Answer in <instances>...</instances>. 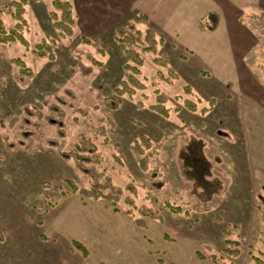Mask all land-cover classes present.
<instances>
[{
    "label": "rangeland",
    "instance_id": "obj_1",
    "mask_svg": "<svg viewBox=\"0 0 264 264\" xmlns=\"http://www.w3.org/2000/svg\"><path fill=\"white\" fill-rule=\"evenodd\" d=\"M16 1L25 43H0V264H264V98L260 105L233 92L231 78L219 82L212 72L224 62L201 50L195 57L151 22L136 25L141 36L122 28L134 41L125 46L143 59L135 75L143 89L119 95L134 64L118 49L116 27L143 14L142 0L110 15L111 29L97 35L76 10L71 34L57 28L53 0ZM11 3L0 0L3 33L18 24ZM243 16L261 35L260 10ZM147 29L155 53L144 50ZM249 59L264 89L262 41ZM157 95L166 116L151 108ZM139 136L151 142L143 155L131 150ZM90 169L123 189L118 211L70 190L65 179L91 187Z\"/></svg>",
    "mask_w": 264,
    "mask_h": 264
},
{
    "label": "crops",
    "instance_id": "obj_2",
    "mask_svg": "<svg viewBox=\"0 0 264 264\" xmlns=\"http://www.w3.org/2000/svg\"><path fill=\"white\" fill-rule=\"evenodd\" d=\"M134 1L70 0L73 10L79 15L78 19L83 18L82 21L85 22L82 28L92 35L111 29L110 26L115 21H108L109 16L119 12L122 14ZM142 3L140 13L146 15L148 23H153L156 31L169 34V37L178 35L182 43L195 49V57L198 50H201L214 60L220 59L224 62L223 70L220 67L211 70L216 80L221 82L226 77L231 78L233 92L247 94L249 99L262 104L264 89L258 84L256 73L248 65V61L260 41L264 44V0H244L236 3L226 0H142ZM242 6H245V10L240 9ZM251 9L255 13L260 10L261 35H258L243 16ZM209 12L218 15V25L214 31H202L199 21ZM88 15H91L90 22L86 20ZM249 16V19L255 18ZM140 24L142 23L136 25ZM244 58L246 61H243Z\"/></svg>",
    "mask_w": 264,
    "mask_h": 264
},
{
    "label": "trees",
    "instance_id": "obj_3",
    "mask_svg": "<svg viewBox=\"0 0 264 264\" xmlns=\"http://www.w3.org/2000/svg\"><path fill=\"white\" fill-rule=\"evenodd\" d=\"M12 6L14 7V19L17 20L18 24L10 30L8 33H3L2 24L0 22V43H13V42H20L22 44L25 43V40L22 36V32L24 29H26L27 24L22 18L23 15V1H16L12 0ZM53 8L56 11H60L62 14V19L55 24L57 28H60L64 30L67 34L72 33V26L75 24V19L73 16V9L70 3V0H53L52 1ZM218 15L215 12H209L206 17L199 23V28L203 31H214L218 25ZM147 24L148 18L143 15L139 14L133 17L132 21L125 22L122 26L116 27V30L123 35V37L118 39V49L123 52L124 56L128 61L133 63V66L126 65V68L130 70L132 73L128 76L127 81H121V89H117L116 92L119 95L123 94H133L134 89H143V85L135 78V75L139 74L138 67L142 66L143 59L140 57V55L134 51L131 48H127L125 46L126 43L133 44V38L127 36L122 28H127L131 33H135L138 36H141L142 34L140 31L136 28V24ZM144 40L148 43V45L144 48L145 51L155 53L156 51V43L157 40L155 38L154 33L152 30L147 29L144 34ZM162 42V41H160ZM38 55L42 56L43 52L38 51ZM42 52V53H40ZM87 57H91L89 53L86 54ZM153 62L158 66H166V61L154 58ZM174 76V75H173ZM130 83V84H129ZM166 102V99L162 95H157V104L152 106L151 108L156 111L157 113L166 116L167 115V109L164 107V103ZM213 102V100H210V103ZM186 108L190 111H195L196 107L195 105L190 101L184 102ZM208 111L207 108H202L200 112L202 114H205ZM59 126H61V123H58ZM151 147V142L149 139H147L144 136H139V140L134 143V145L131 147V150L134 153H137L138 155H143L145 150L149 149ZM66 158L69 157V155H64ZM76 158H79L77 155H75ZM147 158L140 159V165L142 167V170L147 169ZM90 175L94 178L95 182L91 185L90 188H78L75 184H73L70 180L65 179L66 183L68 184L69 188L73 193H77L81 198L83 199H90V200H99L103 199L107 202L109 206H112V210L114 212L118 211L116 208V202H117V196L121 195L123 192V189L119 187L113 186L110 182V179H106L104 183H100L97 181L98 177L100 176L98 173H96L93 170H88ZM43 184V185H42ZM42 187H45V183H42ZM105 190H108V193H105ZM126 190H129L132 193H135V189L133 187L128 186ZM126 202L131 204V199H126ZM174 211H178V209H173ZM142 214L144 216H147L149 218L159 220L161 221V216L156 214L154 211L148 209V208H142L141 209ZM135 224L140 228H145V223H143L141 220L136 219ZM225 243L228 245L230 241H225ZM75 247L82 252L84 256H86L87 252L86 249L78 242H74ZM227 253L234 254L237 253L238 250H234L233 252L225 249ZM198 253V252H197ZM198 255V254H197ZM200 256L198 255V258ZM258 264H263L262 262H258Z\"/></svg>",
    "mask_w": 264,
    "mask_h": 264
}]
</instances>
